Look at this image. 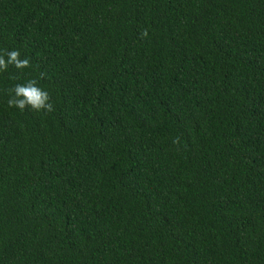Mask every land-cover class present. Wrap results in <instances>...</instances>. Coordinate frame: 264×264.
I'll use <instances>...</instances> for the list:
<instances>
[{
	"label": "trees",
	"instance_id": "1",
	"mask_svg": "<svg viewBox=\"0 0 264 264\" xmlns=\"http://www.w3.org/2000/svg\"><path fill=\"white\" fill-rule=\"evenodd\" d=\"M10 50L0 264H264V0H0Z\"/></svg>",
	"mask_w": 264,
	"mask_h": 264
},
{
	"label": "clouds",
	"instance_id": "2",
	"mask_svg": "<svg viewBox=\"0 0 264 264\" xmlns=\"http://www.w3.org/2000/svg\"><path fill=\"white\" fill-rule=\"evenodd\" d=\"M148 35L145 30L142 36ZM9 66L17 70H23L30 67L28 58L21 59L19 50L5 51L0 54V72L7 71ZM9 93L7 101L9 107H15L23 111L29 109L34 112H52L53 104L50 102L49 93L38 86V81L30 79L24 84H16L14 87L6 90ZM174 144L179 143V139L173 140Z\"/></svg>",
	"mask_w": 264,
	"mask_h": 264
}]
</instances>
